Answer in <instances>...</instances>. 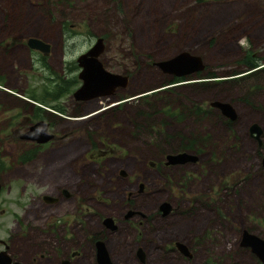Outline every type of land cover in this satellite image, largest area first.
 <instances>
[{
    "label": "rangeland",
    "instance_id": "374dc122",
    "mask_svg": "<svg viewBox=\"0 0 264 264\" xmlns=\"http://www.w3.org/2000/svg\"><path fill=\"white\" fill-rule=\"evenodd\" d=\"M0 8L6 9L10 39L17 43L12 49H25L21 43L26 37L39 38L49 44L48 63L61 71L100 36L105 46L98 56L102 64L129 75L119 95L126 103L113 120L91 122L92 128L98 124L92 131L82 128L79 117L57 122V132L67 133L39 159L59 161L43 164L35 173L51 191L64 186L75 194L77 208L87 209L81 218L86 229L97 230L100 217L113 216L118 227L104 240L115 264H138L132 254L136 245L144 253L142 264H261L239 241L243 229L264 238V135L257 144L247 132L252 122L264 129V93L250 96L248 104L233 100V92L244 99L245 91L243 85L231 88L229 81L222 83L231 89L226 92L218 91L215 83L167 90L163 74L151 62L184 49L198 54L218 78L244 72L241 60L251 57L250 52L264 56V0H0ZM17 55L2 85L11 96L2 100L0 116L12 115V123L5 130L0 127L4 161L19 153V127L30 110L23 92L38 93L44 81L39 73L46 72L29 69L26 58L19 64L23 52ZM77 70L76 65L75 74ZM215 76L202 78L215 81ZM119 97L87 100L83 113L117 103ZM215 98L235 107V127L209 107ZM258 100L263 112L253 106ZM46 101L44 107L53 103L68 113L71 92ZM178 101L181 107L175 110ZM195 134L201 142L185 148ZM100 139L111 149L94 160L85 158L91 143L99 147ZM175 150L199 158L167 170L148 164L151 156ZM12 172L21 171L0 167V199L7 196L11 181L6 174ZM163 200L169 210L161 215L158 204ZM67 207L72 203L44 212L61 217ZM126 209L133 214L125 222ZM76 228V237H81L78 224ZM174 240L186 245L189 257L174 248Z\"/></svg>",
    "mask_w": 264,
    "mask_h": 264
},
{
    "label": "flooded vegetation",
    "instance_id": "af4514ba",
    "mask_svg": "<svg viewBox=\"0 0 264 264\" xmlns=\"http://www.w3.org/2000/svg\"><path fill=\"white\" fill-rule=\"evenodd\" d=\"M7 18L8 14L6 9L0 8V108H3L1 105L3 104L2 100H6V97L11 96V91L6 90V88L2 85H5L10 78L13 61H16L18 57L17 52H23V55L18 63L21 64L22 59L25 61L26 58L29 60V69L31 70L33 67L36 68L35 70L40 68L39 59L37 57L38 55L43 54L37 49H29L26 46L25 41L28 37L24 38V43H21L25 49H12V45L17 46V43L11 42V30L10 27H7ZM96 38L97 37H95L94 40ZM104 47L103 43V49ZM31 53H34V56H31ZM250 55L251 57L241 60L242 67L246 69L244 72L240 74H234L233 72L226 78H218L215 76V81H208L207 79L202 78L210 75L209 73L214 74V72L207 69L203 60V69L187 75L175 76L173 74L159 71L164 76L163 80L165 81V84L167 83L165 85L167 90L173 88L176 92H181L182 88L187 85H199L204 88V86L211 83H215L218 91L225 90L226 92L227 89H231L222 86V83L225 81H229L231 83V88L243 85L245 91V95L243 96L244 99H241L237 93L233 92V100L249 104L250 102L247 100L251 101L249 98L250 96L254 95V97H258L264 93V63H260L261 60H264V56L260 54L259 56L254 57L252 52H250ZM151 65L154 66L152 63ZM23 74L26 76L28 75L26 72ZM123 74L127 76L128 81L129 75L127 73ZM125 85L115 87L111 93L103 95V97H119L120 91L124 90L126 87ZM123 98L124 97H119V102L108 104L96 112H92L87 116L79 118L83 119L85 123V126L82 128L92 131L98 124L92 128L90 125L91 122H97L100 120L105 121L108 118L113 120V115L116 116L120 109H122L123 104L126 103ZM23 99L30 107V110L28 111V115L25 116L22 126L19 127L21 130L18 132V138L21 142L19 153L22 154V158L16 157L17 152L13 157H10L11 159L6 158L5 161L4 157H0L1 168L5 167L7 171L16 168L21 171L6 174V179L10 180L11 183L7 185V196H5L4 199H0V264H98L96 260V241H101L103 243L111 264H115L109 255V251L104 240L106 236L115 232L118 227L113 216H111L112 223L114 224L112 228L107 227L104 224L103 218L106 216H103L102 218L100 217L101 219L99 218V229L94 231H92V229H86L85 226H82V224H85V221L81 218L86 214L87 209H81L80 206L77 208L75 205V194L70 192V190L64 186H58L51 191L48 189L49 184H47V182H44L39 179V177L35 176L36 171L42 167L43 164L51 166L53 164H57L59 161V159L55 160L53 158L39 159L42 157L41 154H43L46 148L54 147L61 140L63 135L65 136L67 133L63 131V135L59 134L57 132L56 123L75 120L76 118L74 119L70 116L82 114L84 112L82 104H84L87 100H76L72 97L70 112L66 113V108L65 110L54 109L51 104L48 108H46L44 105H34V102L28 100L27 97ZM215 100L219 99L215 98ZM174 104L175 110L177 107H181L179 101ZM259 104H262L259 100L253 102V106H258L261 110V105ZM209 107L217 110L218 114H221L226 120H228L231 126H236V123L238 122V114L235 107L232 106L234 109L232 118L226 117L216 106L213 107L209 105ZM34 108H36L35 111ZM51 108L53 110H51ZM196 108L200 109L198 102L196 104ZM163 111L167 114L172 112H168L165 108ZM261 111L263 112V110ZM11 117L12 115L0 116V122L4 121V125L0 126L2 127V130H5L6 127L12 123V120H10ZM38 120L45 123V133H49L51 136L49 139L37 141L36 139L38 137L34 133L27 135V137L24 138L19 137L20 134L29 129V126L32 123ZM253 123L255 122L248 124V136L257 144H261L264 129L258 123H255L257 124L258 133L256 134L254 131H250V126ZM70 127L75 126L71 124ZM112 127H114V125H112ZM194 137L196 138V143L201 142L200 139L202 138L197 134H195ZM181 141H183V138H181ZM99 143V147H94V143H91L90 150L85 158L94 160L96 157L104 155L106 151L111 149L109 144H106L105 147L103 146L105 145L104 140L100 139ZM193 145H195V143H193ZM179 151L184 150L164 152L160 154L159 157L151 156V158L148 159V164L154 170L158 169V164L167 170L168 167L173 166L174 164L185 163L187 160L173 163L165 162V155L167 153H175ZM194 154L195 157L188 160H198V155L196 153ZM262 163H264V158H262ZM11 165L14 166L11 167ZM38 180L42 181V183L37 187H34ZM1 183L2 178L0 177V190ZM139 187H142V184L139 183ZM130 196L131 192L128 193L127 198ZM65 201L71 202L72 207H67L63 211V215L61 217L50 215V211L44 212V209L58 207ZM161 202L168 203L166 200ZM159 205L160 204H158V206ZM167 206L169 210V205L167 204ZM159 211L161 215L167 213H162L161 209H159ZM132 214L133 211L131 209H126L123 212L122 216L123 219H125V222ZM77 224L79 225V229L82 230L81 237H76L74 232V229H77ZM175 241L179 240H174L173 245ZM174 248L177 249L175 245ZM139 249L142 253L141 258L138 254ZM132 254H135L134 257L138 259V264H142L144 261V253L139 245H136L135 247L132 246ZM187 256L189 257V254Z\"/></svg>",
    "mask_w": 264,
    "mask_h": 264
},
{
    "label": "water",
    "instance_id": "95a60500",
    "mask_svg": "<svg viewBox=\"0 0 264 264\" xmlns=\"http://www.w3.org/2000/svg\"><path fill=\"white\" fill-rule=\"evenodd\" d=\"M26 46L29 49H37L43 54H48L49 44L36 37H29L25 41ZM103 50V41L101 37H97L93 43L85 50L79 52L74 57V61L78 67L76 76L80 81L79 84L71 92V96L76 100H88L97 96L108 95L117 86H124L127 82V76L123 73L111 71L107 69L99 59V54ZM161 72L173 74L175 76H183L195 71L203 69L204 63L202 58L188 50L181 49L169 57L154 60L151 62ZM113 103V102H111ZM110 103V104H111ZM210 106L217 107L226 117H233L232 105L223 100H212L209 102ZM95 111H87L79 114L80 116L73 115L71 118H82ZM250 131L258 133L257 124L253 123L250 126ZM34 133L38 138L37 141H44L51 136L49 133H45V123L41 120L35 121L29 126V129L20 134V138L27 137ZM194 154L187 151H179L175 153H167L165 155L166 163L183 162L188 159H193ZM162 213L167 212V203L161 202L159 205ZM103 222L107 227L112 228V218L106 216L103 218ZM239 244L249 248L250 252L259 260L261 264H264V238L257 234L250 232L246 229L241 231ZM174 245L182 254L188 255L186 245L181 241H175ZM96 260L98 264H111L106 250L101 241H96ZM140 258L142 257L141 250H138Z\"/></svg>",
    "mask_w": 264,
    "mask_h": 264
},
{
    "label": "trees",
    "instance_id": "16d2710c",
    "mask_svg": "<svg viewBox=\"0 0 264 264\" xmlns=\"http://www.w3.org/2000/svg\"><path fill=\"white\" fill-rule=\"evenodd\" d=\"M199 2V0H196ZM40 63V70H45V74L41 72L39 75L43 78V87L38 93H35L34 90H30V92H23V94L30 99L37 101L40 104L46 105V99L54 100L59 98L61 95L68 93L76 87L75 83L79 82L76 74L74 73V69L76 67V63L74 60L68 61L65 65L64 69L61 71L55 70L47 61V54H40L37 57ZM36 69V68H34ZM207 77H214L213 73H209ZM39 76V77H40ZM71 89V90H70ZM54 109H61V107L56 104L50 103ZM36 108H34V111ZM191 112V110H188ZM189 143L185 148H194L193 143H196V138H189ZM17 158H22V154L18 153L16 155Z\"/></svg>",
    "mask_w": 264,
    "mask_h": 264
}]
</instances>
